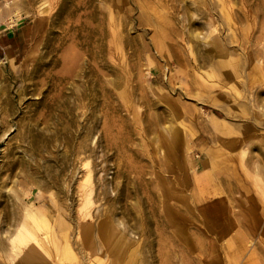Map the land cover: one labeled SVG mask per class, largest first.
Returning <instances> with one entry per match:
<instances>
[{
  "label": "rangeland",
  "instance_id": "374dc122",
  "mask_svg": "<svg viewBox=\"0 0 264 264\" xmlns=\"http://www.w3.org/2000/svg\"><path fill=\"white\" fill-rule=\"evenodd\" d=\"M0 242L264 264V0H0Z\"/></svg>",
  "mask_w": 264,
  "mask_h": 264
},
{
  "label": "bare ground",
  "instance_id": "6f19581e",
  "mask_svg": "<svg viewBox=\"0 0 264 264\" xmlns=\"http://www.w3.org/2000/svg\"><path fill=\"white\" fill-rule=\"evenodd\" d=\"M83 187V186H82ZM86 197V196H85ZM85 199V198H84ZM85 203V202H84ZM81 207V206H80ZM88 207V206H87ZM83 208H85V207H83ZM81 211V210H80ZM84 216V215H83ZM35 218H33V220H34ZM37 223V222H36ZM34 237V236H33ZM5 239V238H4ZM2 242V241H1ZM0 242V243H1ZM1 246H2V244H1ZM5 247V246H4ZM66 247V246H65ZM68 247H66V248H64V249H67ZM63 249V250H64ZM1 251V250H0ZM67 251H69V249L67 250ZM71 253V252H70ZM64 254V253H63ZM68 254V253H67ZM67 254L65 255V256H67ZM71 255V254H70ZM69 258V257H68ZM70 260H72V259H70Z\"/></svg>",
  "mask_w": 264,
  "mask_h": 264
},
{
  "label": "crops",
  "instance_id": "0c3cea01",
  "mask_svg": "<svg viewBox=\"0 0 264 264\" xmlns=\"http://www.w3.org/2000/svg\"><path fill=\"white\" fill-rule=\"evenodd\" d=\"M10 35H11L10 32L6 33V36H7V37H10Z\"/></svg>",
  "mask_w": 264,
  "mask_h": 264
}]
</instances>
